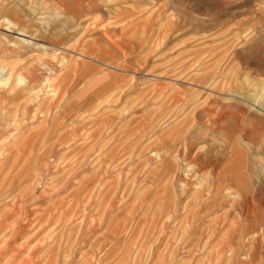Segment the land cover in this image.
Masks as SVG:
<instances>
[{
	"label": "rangeland",
	"instance_id": "obj_1",
	"mask_svg": "<svg viewBox=\"0 0 264 264\" xmlns=\"http://www.w3.org/2000/svg\"><path fill=\"white\" fill-rule=\"evenodd\" d=\"M0 80V264H264V0H0Z\"/></svg>",
	"mask_w": 264,
	"mask_h": 264
},
{
	"label": "bare ground",
	"instance_id": "obj_2",
	"mask_svg": "<svg viewBox=\"0 0 264 264\" xmlns=\"http://www.w3.org/2000/svg\"><path fill=\"white\" fill-rule=\"evenodd\" d=\"M3 80H4V79H3ZM5 83H6V82L0 80V86H1V87H2V86H5ZM262 111L264 112V110H262ZM262 111H261V112H262Z\"/></svg>",
	"mask_w": 264,
	"mask_h": 264
}]
</instances>
